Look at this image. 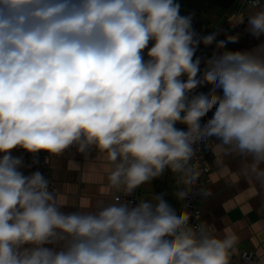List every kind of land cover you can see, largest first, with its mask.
<instances>
[{
    "label": "clouds",
    "instance_id": "1",
    "mask_svg": "<svg viewBox=\"0 0 264 264\" xmlns=\"http://www.w3.org/2000/svg\"><path fill=\"white\" fill-rule=\"evenodd\" d=\"M248 7L232 27L260 38L264 2ZM181 13L179 0H0V264H232L238 235L193 226L165 193L66 212L12 154L95 151L106 191L131 197L166 169L195 170L214 138L264 185V42L198 56L223 29L201 35Z\"/></svg>",
    "mask_w": 264,
    "mask_h": 264
},
{
    "label": "crops",
    "instance_id": "2",
    "mask_svg": "<svg viewBox=\"0 0 264 264\" xmlns=\"http://www.w3.org/2000/svg\"><path fill=\"white\" fill-rule=\"evenodd\" d=\"M184 0H179L182 3ZM243 0H210L207 12H203L193 28L201 35H207L221 24L232 22V11L242 6ZM264 2V0H262ZM248 6L244 12L249 13ZM240 15V14H239ZM211 48L205 53L210 58L218 50V46L231 51L251 50L264 42V36L253 37L247 31V22L232 27L222 33ZM239 35L235 43L221 40L225 35ZM147 49H145V52ZM178 127H183L178 125ZM208 161L209 183L200 203L201 223L214 226L218 233L225 229L233 230L239 237L237 254L243 251H254L259 264L264 262V185L254 177L245 173L247 161L236 154L224 155L214 151ZM15 156H22L19 149L12 150ZM98 153L92 152L89 157L69 149L60 156L48 154L47 164L54 187L64 197L70 211H95L98 201L112 202L117 193L106 191L107 179L103 171L102 159H96ZM25 175L37 169H22ZM177 172L166 169V181L169 192V202L180 206L177 188ZM152 184L143 185L142 200H151L155 192ZM151 189H150V188ZM181 207V206H180Z\"/></svg>",
    "mask_w": 264,
    "mask_h": 264
},
{
    "label": "built area",
    "instance_id": "3",
    "mask_svg": "<svg viewBox=\"0 0 264 264\" xmlns=\"http://www.w3.org/2000/svg\"><path fill=\"white\" fill-rule=\"evenodd\" d=\"M242 6L239 8H236L232 11L231 16H237L244 12V6H248L249 0H243ZM232 28V22L230 23H223L219 27L215 28L213 31H218L223 29V31L216 37L215 41H217L220 37V35L225 32L226 30H230ZM214 41V42H215ZM214 42L210 45H200V48L197 51V55H203L205 56V53L211 48V46L214 44ZM215 81L207 82L205 85H202L199 90H203L204 87H212L214 85ZM215 111V108L211 110L209 113H207L208 118H211L213 113ZM215 139L212 138L206 142H202L200 146V151L197 153L196 157V163L197 168L195 170L193 169H187L181 172H177V188H178V197L180 206L184 208L187 212L191 213V222L193 226H197L201 224V211H200V203L203 198V194L205 193L206 187L209 183V165L208 161L212 156L211 148L212 144L215 143ZM23 154L24 163L26 165V168H32L37 169L41 173L45 174L46 178L50 180V183L54 186V181L52 180L50 176V170L47 164V160L45 159L46 156H48L47 153L41 152L38 154V163L33 164V158L32 155L29 153L24 152L22 149H19ZM28 165H31V167H27ZM151 190L153 191V183L151 182ZM142 188L143 185L140 186L136 191L133 193L131 197H125L123 194L117 193L116 195H119L121 197V200L130 199L135 202H139L142 200L141 194H142ZM115 195V196H116ZM232 264H259L257 255L254 251H243L240 252L232 257Z\"/></svg>",
    "mask_w": 264,
    "mask_h": 264
},
{
    "label": "water",
    "instance_id": "4",
    "mask_svg": "<svg viewBox=\"0 0 264 264\" xmlns=\"http://www.w3.org/2000/svg\"><path fill=\"white\" fill-rule=\"evenodd\" d=\"M204 1L205 0H185L182 6L181 14L191 15L194 19L200 13ZM221 36H223V34H221ZM152 183L155 194L163 192L165 193V199L169 201V192L166 181V170L161 177L154 179Z\"/></svg>",
    "mask_w": 264,
    "mask_h": 264
},
{
    "label": "trees",
    "instance_id": "5",
    "mask_svg": "<svg viewBox=\"0 0 264 264\" xmlns=\"http://www.w3.org/2000/svg\"><path fill=\"white\" fill-rule=\"evenodd\" d=\"M185 1V0H184ZM184 1H182L181 5L183 6V3ZM210 0H205L204 3H203V6H202V9L200 11V13L193 19V25L196 23V21L199 19L200 15L203 13V12H207V8L208 6L210 5L209 4Z\"/></svg>",
    "mask_w": 264,
    "mask_h": 264
}]
</instances>
